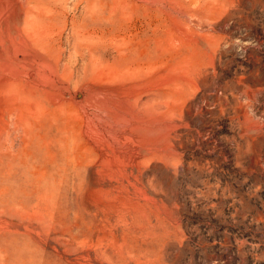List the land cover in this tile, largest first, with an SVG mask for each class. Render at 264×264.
Listing matches in <instances>:
<instances>
[{
    "label": "rangeland",
    "instance_id": "1",
    "mask_svg": "<svg viewBox=\"0 0 264 264\" xmlns=\"http://www.w3.org/2000/svg\"><path fill=\"white\" fill-rule=\"evenodd\" d=\"M0 264H264V0H0Z\"/></svg>",
    "mask_w": 264,
    "mask_h": 264
},
{
    "label": "bare ground",
    "instance_id": "2",
    "mask_svg": "<svg viewBox=\"0 0 264 264\" xmlns=\"http://www.w3.org/2000/svg\"><path fill=\"white\" fill-rule=\"evenodd\" d=\"M47 29H48V28H47ZM47 29H46V30H47ZM44 30H45V29H43V32H44ZM41 31H42V30H41ZM88 32H89V31H88ZM39 33L41 34V32H39ZM44 34H45V33H44ZM79 35H80V34H79Z\"/></svg>",
    "mask_w": 264,
    "mask_h": 264
}]
</instances>
